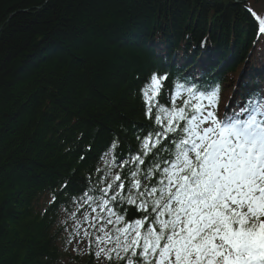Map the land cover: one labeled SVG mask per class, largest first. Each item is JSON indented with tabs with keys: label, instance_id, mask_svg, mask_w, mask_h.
Returning a JSON list of instances; mask_svg holds the SVG:
<instances>
[{
	"label": "trees",
	"instance_id": "trees-1",
	"mask_svg": "<svg viewBox=\"0 0 264 264\" xmlns=\"http://www.w3.org/2000/svg\"><path fill=\"white\" fill-rule=\"evenodd\" d=\"M257 17L264 0H0V264H98L68 252L66 215L82 192L99 197L105 172L127 187L153 128L143 85L168 76L161 104L192 67L220 93L262 86ZM150 160L142 185L158 178H143Z\"/></svg>",
	"mask_w": 264,
	"mask_h": 264
},
{
	"label": "snow or ice",
	"instance_id": "snow-or-ice-1",
	"mask_svg": "<svg viewBox=\"0 0 264 264\" xmlns=\"http://www.w3.org/2000/svg\"><path fill=\"white\" fill-rule=\"evenodd\" d=\"M167 79L153 73L141 89L153 128L137 137L127 187L121 174L105 172L99 197L82 192L81 211H91L69 242L87 239L90 253L108 264H264V116L244 109L237 118L226 108L221 122L219 86L195 78L174 83L161 104ZM149 157L143 178H158L142 185L139 166ZM128 163L120 157L121 167ZM126 205L142 218L128 221Z\"/></svg>",
	"mask_w": 264,
	"mask_h": 264
},
{
	"label": "rangeland",
	"instance_id": "rangeland-1",
	"mask_svg": "<svg viewBox=\"0 0 264 264\" xmlns=\"http://www.w3.org/2000/svg\"><path fill=\"white\" fill-rule=\"evenodd\" d=\"M198 61H199V59L197 60V62L195 64H197ZM263 66H264V63L262 65H258L257 67H263ZM205 70H206V68H205ZM239 74H241V69L239 70L236 78L234 79L233 84H235L237 82V78L239 77ZM228 88H230V90L232 91V94L236 93L238 90V88H236V87L235 88L234 87H227L226 88L227 97L230 93ZM90 211H91L90 207H85V209L83 211H78L77 215L70 217V219H71L70 224L68 225V229L65 231L64 234H65V240L67 243L66 244L67 250L72 256H75L78 253H83L89 245V241L87 239H84L83 241L78 242L79 237H77L76 239H72L71 242H69V238H70V235L72 234L73 228L75 227V222L82 220L84 214L86 212H90ZM105 261L106 260H104V259H99V260H97V263L98 264H104Z\"/></svg>",
	"mask_w": 264,
	"mask_h": 264
},
{
	"label": "bare ground",
	"instance_id": "bare-ground-1",
	"mask_svg": "<svg viewBox=\"0 0 264 264\" xmlns=\"http://www.w3.org/2000/svg\"><path fill=\"white\" fill-rule=\"evenodd\" d=\"M228 50H229V49H228ZM154 55H155V56H158L159 53H158V52H155ZM192 68H193V67H192ZM201 72H202V69H201L198 73H201ZM259 73H260V72L257 71L255 75H258ZM238 83H239V82H238ZM261 84H262V83H260V84H256V85L254 86V85H250V84L248 83L249 86H248V85H245V87L242 88V90H241V88H240L239 92H241V94L246 93L247 91H245V89L250 88V86H252L251 90H252V89H260V88H261Z\"/></svg>",
	"mask_w": 264,
	"mask_h": 264
}]
</instances>
